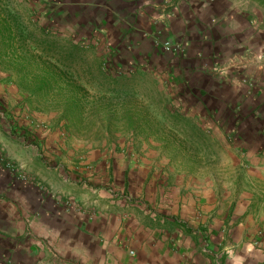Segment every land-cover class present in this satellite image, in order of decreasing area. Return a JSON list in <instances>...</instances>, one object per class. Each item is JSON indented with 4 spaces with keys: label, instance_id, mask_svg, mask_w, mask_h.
Here are the masks:
<instances>
[{
    "label": "crops",
    "instance_id": "obj_1",
    "mask_svg": "<svg viewBox=\"0 0 264 264\" xmlns=\"http://www.w3.org/2000/svg\"><path fill=\"white\" fill-rule=\"evenodd\" d=\"M36 1L69 35L111 37L118 66L166 70L186 96L195 87L199 99L218 101L224 90L208 73L231 81L264 70V0ZM6 128L0 119V264H264V211H253L245 192L238 200L224 191L218 177L197 178L173 165L175 156L142 148L88 156L99 163L87 182L111 188H80L84 168L72 167L66 180L45 169L38 145L17 137L26 131ZM67 198L84 204L69 208Z\"/></svg>",
    "mask_w": 264,
    "mask_h": 264
},
{
    "label": "rangeland",
    "instance_id": "obj_2",
    "mask_svg": "<svg viewBox=\"0 0 264 264\" xmlns=\"http://www.w3.org/2000/svg\"><path fill=\"white\" fill-rule=\"evenodd\" d=\"M48 9L36 0H0V19L9 18L10 22L18 19L30 28L39 25L59 30L63 41L85 39L80 70L86 75L80 85L88 101L68 116L63 108L32 98L21 89L16 72L8 69L6 59L2 60L0 42L1 122L7 130L11 125L12 132L16 126L18 131L14 133L26 131L17 137L25 138L28 145H38V151L32 149L35 154L38 152V160L45 163V169H57L67 180L72 167L84 168L82 172L76 171V179H82L78 187L108 190L109 185L87 182L85 174L99 163L96 158L87 163V157L128 156L146 148V151L175 156L173 165L197 178L218 177L224 191L236 190L238 200L245 192L244 196L254 203L253 211L257 209V214L264 211V70H253L251 77H244L240 72L231 81L208 73L207 76L220 81L214 86L224 90L219 92L223 97L218 101L201 100L194 83L195 92L190 91L186 96L170 85L166 70L118 66L116 59L120 52L112 47L111 37L105 33L69 35L67 28L56 25ZM236 86L246 89V95L234 96ZM203 88L209 90L210 85ZM207 104L219 108H209ZM197 107L201 112L192 113L195 108L200 110ZM162 110L169 113L164 114ZM7 111L11 117L6 116ZM3 162L6 169L17 171L16 164L6 163L4 159ZM29 178L27 174L23 180ZM42 185L44 192H50L49 186ZM74 204L81 208L84 203L63 200V205L69 208Z\"/></svg>",
    "mask_w": 264,
    "mask_h": 264
},
{
    "label": "trees",
    "instance_id": "obj_3",
    "mask_svg": "<svg viewBox=\"0 0 264 264\" xmlns=\"http://www.w3.org/2000/svg\"><path fill=\"white\" fill-rule=\"evenodd\" d=\"M60 34L50 27L30 28L18 19H0L1 57L16 72L21 89L32 98L63 108L68 116L88 101L80 85L86 75L80 70L85 39L63 41Z\"/></svg>",
    "mask_w": 264,
    "mask_h": 264
},
{
    "label": "built area",
    "instance_id": "obj_4",
    "mask_svg": "<svg viewBox=\"0 0 264 264\" xmlns=\"http://www.w3.org/2000/svg\"><path fill=\"white\" fill-rule=\"evenodd\" d=\"M164 49L166 50V51H173V50H176L177 48H176V46L174 47L172 44H170V43H166L165 45H164Z\"/></svg>",
    "mask_w": 264,
    "mask_h": 264
}]
</instances>
